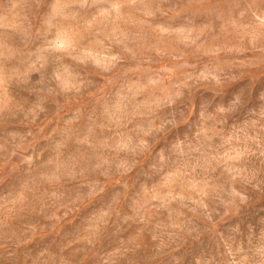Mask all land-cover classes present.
<instances>
[{
    "label": "clouds",
    "instance_id": "obj_1",
    "mask_svg": "<svg viewBox=\"0 0 264 264\" xmlns=\"http://www.w3.org/2000/svg\"><path fill=\"white\" fill-rule=\"evenodd\" d=\"M0 264H264V0H0Z\"/></svg>",
    "mask_w": 264,
    "mask_h": 264
},
{
    "label": "rangeland",
    "instance_id": "obj_2",
    "mask_svg": "<svg viewBox=\"0 0 264 264\" xmlns=\"http://www.w3.org/2000/svg\"><path fill=\"white\" fill-rule=\"evenodd\" d=\"M76 222V219L75 218H72V223H75ZM66 228H70L71 227V224H68V225H65Z\"/></svg>",
    "mask_w": 264,
    "mask_h": 264
}]
</instances>
